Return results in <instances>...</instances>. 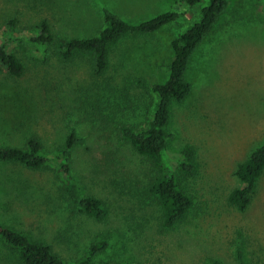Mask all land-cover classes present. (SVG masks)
<instances>
[{
  "label": "rangeland",
  "instance_id": "374dc122",
  "mask_svg": "<svg viewBox=\"0 0 264 264\" xmlns=\"http://www.w3.org/2000/svg\"><path fill=\"white\" fill-rule=\"evenodd\" d=\"M228 1L190 62L191 95L171 108L169 155L176 159L191 148L196 171L185 178L191 213L164 231L146 192L151 163L121 139L119 126L141 127L151 119L158 100L152 87L169 76L171 40L200 20L207 0L193 8L182 0H0V38L10 20L17 33L33 32L45 20L55 36L45 56L14 47L22 75L0 69V146H22L35 136L53 154L75 126L85 139L74 152L79 188L108 209L104 222L71 213L54 163L30 170L0 162V224L48 244L65 264L100 240L107 247L98 258L115 264H207L212 258L238 264V246L249 263L264 264V173L245 211L228 200L240 186L237 164L264 143V0ZM103 8L131 24L170 11L180 15L156 33L117 41L98 74L90 56L65 60L57 48L64 39L94 36ZM0 264L23 263L0 242Z\"/></svg>",
  "mask_w": 264,
  "mask_h": 264
},
{
  "label": "trees",
  "instance_id": "16d2710c",
  "mask_svg": "<svg viewBox=\"0 0 264 264\" xmlns=\"http://www.w3.org/2000/svg\"><path fill=\"white\" fill-rule=\"evenodd\" d=\"M189 8L201 5L204 0H182ZM228 0H207L201 10L200 20L171 40L173 59L169 66V76L164 83L155 84L153 93L158 100L151 119L140 126L120 125L121 139L130 144L140 156L146 158L153 168L147 184V194L159 209V226L167 231L186 221L193 209V196L187 191L185 178L196 171L195 154L191 148H184L176 159L168 152L172 134L168 131L171 108L182 104L192 93L193 86L187 73L194 53L218 26L227 11ZM179 13L165 12L138 24H131L119 15L102 9L103 25L92 37L62 40L57 53L69 60L76 54H86L92 58L93 68L98 74L108 67L110 48L126 37L153 34L179 18ZM14 20H10L0 38V69H5L13 77L23 73V65L15 54L16 45L34 49L45 56L55 36L45 20L30 33L15 32ZM85 139L77 128L70 126L63 143L55 153H48L42 142L35 136L29 137L22 146H0V162L20 165L30 170H39L54 163L60 174L62 200L71 213L83 214L96 222H104L108 209L104 202L93 195L83 194L73 171L74 152L84 145ZM177 163L173 167L172 162ZM264 173V143L256 148L248 158L239 162L235 176L240 186L228 196L229 203L243 212L249 206L258 181ZM0 242L17 253L23 264H65L48 244L34 241L27 233L14 227L0 224ZM107 247L105 240L91 243L86 254L73 264H115L99 259ZM235 257L238 264H251L242 247H237ZM207 264H223L212 258Z\"/></svg>",
  "mask_w": 264,
  "mask_h": 264
}]
</instances>
